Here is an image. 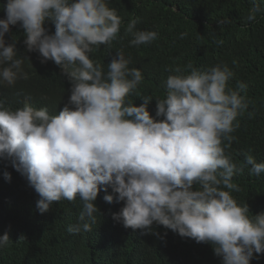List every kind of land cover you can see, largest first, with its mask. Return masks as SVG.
<instances>
[{"label": "clouds", "instance_id": "9594fccd", "mask_svg": "<svg viewBox=\"0 0 264 264\" xmlns=\"http://www.w3.org/2000/svg\"><path fill=\"white\" fill-rule=\"evenodd\" d=\"M4 11L0 83L13 86L28 79L15 42L5 40L15 25L24 30L27 51L38 52L42 62L53 61L71 83L58 115L46 107L26 103L13 109L0 101V158L10 160L39 195L41 214L55 202L79 198V222L67 230L90 232L99 211L95 201L111 187L113 194L103 199L123 202L113 219L125 228L158 235L153 225H162L210 243L222 264H251L254 254H264V213L253 216L248 204L231 194L240 191L234 176L245 168L259 176L264 162L246 154L237 164L227 151L249 101L241 94L247 84L238 82V90L228 86L235 73L226 63L203 71L192 63L185 72L175 69L178 74L167 77L166 98L156 100L153 117L151 96L139 106L129 99L144 79L140 69L130 67L131 57L116 52L106 71L91 58L120 32L122 20L109 0H7ZM258 14L264 15L260 3L247 20ZM47 22L54 24V33ZM138 22L131 20L125 30L133 37L131 46L158 39L156 31L136 30ZM230 22L218 21L220 26ZM4 177L10 181L11 173ZM9 241L8 233L0 236V248Z\"/></svg>", "mask_w": 264, "mask_h": 264}, {"label": "trees", "instance_id": "16d2710c", "mask_svg": "<svg viewBox=\"0 0 264 264\" xmlns=\"http://www.w3.org/2000/svg\"><path fill=\"white\" fill-rule=\"evenodd\" d=\"M6 3L0 0V19L5 18ZM256 3L264 8V0H109V7L122 20L120 32L110 47L101 45L91 58L106 71L116 52L123 50L131 57L130 67L140 69L144 79L129 99L139 106L143 97L151 96L153 117L156 100L166 98L167 77L178 74L175 69L185 72L192 63L203 71L226 63L235 73L228 86L237 89L238 82L247 84L241 94L249 101L227 151L237 164L246 154L264 162V15L247 20ZM133 19L139 21L136 30L156 31L158 39L131 46L133 37L125 30ZM220 20L231 22L220 26ZM45 27L54 33V24L47 22ZM182 33L187 35L181 38ZM25 39L19 25L5 36L8 44L15 42L16 58L24 60L28 79H19L13 86L0 83V101L13 109L26 103L36 109L46 107L50 115H58L68 103L71 83L53 61L42 62L38 52H28ZM5 171L11 173L10 181L5 179ZM233 183L240 188L231 193L238 203H247L253 216L264 213V173L256 176L245 168L234 176ZM106 194H113L111 187L107 193L101 191L95 201L99 211L92 231L69 233L68 227L79 222V198L55 202L41 214L39 195L10 160L0 158V236H10L9 244L0 248V264H222L210 243H197L162 225H153L158 235L125 228L113 219L123 202L109 204L103 199ZM251 264H264V254H254Z\"/></svg>", "mask_w": 264, "mask_h": 264}]
</instances>
